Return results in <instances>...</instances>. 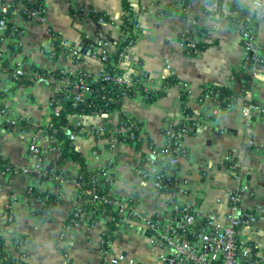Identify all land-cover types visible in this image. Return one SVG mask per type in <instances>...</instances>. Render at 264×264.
Listing matches in <instances>:
<instances>
[{"label": "crops", "instance_id": "crops-1", "mask_svg": "<svg viewBox=\"0 0 264 264\" xmlns=\"http://www.w3.org/2000/svg\"><path fill=\"white\" fill-rule=\"evenodd\" d=\"M22 1L31 5L39 2L46 23H33L22 16L10 19L23 34L18 53L6 55L5 65L0 66V159L13 169L28 168L27 143L33 136L42 157L40 169L48 177L41 181L32 173L3 174L0 166V225L7 207L13 219L4 243L9 257L26 264H106L110 258L122 255L133 264H161L159 256L163 251L153 242L155 233L146 222H164L171 217V211L168 197L156 195L147 160L141 162L139 155L144 153L145 159L150 156L151 146L160 148L165 142L164 129L172 122H193L191 131L182 139L186 156L178 160L175 169L166 157L163 160L166 173L187 181L188 194L180 200L197 212V223L213 216L217 224L225 225L229 213L225 195L238 187H245L244 209L264 212V115H245L242 111L246 103L264 109V19L258 17L252 0H215L212 4L191 0L190 16L196 17L203 29L199 36L204 48L198 56L187 54L185 44L179 40L184 22L174 7L180 0H130L137 13L135 43L121 69L139 76L141 88L151 93L162 89L169 77L176 78L178 85L152 101L140 95L124 98L119 111L109 115H70L50 134L45 127L52 109L69 99L65 93L68 75L70 78L83 71L95 76L100 71L101 62L96 58L99 35H104L110 44L104 51L113 52L112 42L120 34L121 0ZM170 4L172 10L164 14ZM232 5L247 11L246 27L261 47L259 74L252 75L244 61L242 38L228 18L236 14ZM87 7L105 13L106 25L94 23L85 12L80 17L79 11ZM49 30L70 48L60 46L59 51H54L48 43ZM3 44L7 46L9 42ZM16 66L25 73L27 83L14 77ZM57 71L61 76L58 79L53 76ZM37 73L42 78L35 79ZM210 87L225 93L245 87V95L230 106L218 108L208 95L200 98ZM182 91H186L185 100L181 98ZM182 105L191 111V116L185 117ZM115 113L121 115L120 119ZM122 118L140 125L138 150L135 142L116 140L114 135L120 130ZM73 123H79L85 131L105 126L115 132L95 136L76 131L71 141L68 133ZM62 137L81 154L87 171L109 172L110 199L131 207V217L114 232L106 255L100 245L107 221L104 215L95 216L98 220L89 226L91 214L83 213L66 235L68 242L57 243L64 224L81 205L76 183L79 165L70 159L62 160ZM234 164L238 167L236 177L231 174ZM29 188L32 193H28ZM35 191L53 195L52 203L47 206V198L38 197ZM238 239L264 249V217L252 227L240 228Z\"/></svg>", "mask_w": 264, "mask_h": 264}, {"label": "built area", "instance_id": "built-area-1", "mask_svg": "<svg viewBox=\"0 0 264 264\" xmlns=\"http://www.w3.org/2000/svg\"><path fill=\"white\" fill-rule=\"evenodd\" d=\"M73 1V0H70ZM254 7L256 8L259 18L264 19V0H252ZM30 4L23 2L22 0H0V66L5 60L6 55H11V50L8 46H4V42L14 43L16 46L21 45L20 36L23 34L22 30L15 31L17 36H5L1 38L4 30L6 29V15L9 14L11 18L15 16H23L28 21L45 24L46 18L42 12V6H28ZM183 3L180 1L175 5L176 13H182ZM87 11V12H86ZM89 15L88 10L79 11V15L82 13ZM174 12V11H173ZM134 24L135 20H131ZM185 33H193L194 35L189 38L185 44V51L187 54L198 56L200 54L197 49V44L200 42V36L196 34L199 25L197 19L189 16L187 20L183 21ZM99 26L106 25L107 21L103 17H99L97 21ZM248 24L247 18L240 21L238 24H232L236 31H239L242 38L244 61L248 63L249 72L252 75L260 73L258 53L261 47L257 45L254 34L246 26ZM134 24V28H135ZM49 32L48 43L51 44V40L54 39L55 33L51 30ZM135 38L130 39L125 49V54L122 56V62L126 61L127 52L133 47ZM109 44L106 41L104 35H99L97 39V46L99 47V55L96 57L101 62V68L98 72V76H103V81H114L117 85L122 86L125 89L135 88L140 86V77L129 73V71L122 70L120 73H116L110 76L105 72V56L107 53L104 48ZM62 48H70L66 41H61ZM73 54L76 55L74 51ZM128 65L131 64L128 62ZM14 77L20 79H26L25 73L17 66L13 68ZM62 75L65 72L61 71ZM133 76H137L138 80H134ZM42 78L41 75L36 74L35 79ZM141 88V86H140ZM143 89V88H142ZM138 89L136 90V92ZM66 96L72 101L73 106L83 104L87 98L93 95V90L87 82L86 75L79 76L75 83H68L65 90ZM218 95L215 94L213 101L216 104ZM60 106L57 105L52 109V114L58 116ZM242 111L245 115L253 113L255 115H264V109L252 105L251 103L244 104ZM182 113H184L182 111ZM185 117L188 115L184 114ZM52 127L51 123H46V126ZM191 126L188 121L172 122L169 123L164 129V144L160 147L159 152L153 150L150 151L149 159L147 160L148 172L153 177V187L156 195H165L168 197L167 206L170 208L171 214L168 220L159 222L157 220H150L146 222V225L155 233L154 243L161 248L163 253L160 254L159 260L161 264H264V249L258 250L255 248V255H253L252 248L248 243H244L238 239V230L242 227H252L257 224L258 220L263 219L264 212L248 211L243 208L242 205V193L245 187L237 188L232 191H228L225 195V199L228 203L229 213L226 217V224L220 226L217 224V218L213 216H207L202 223H197V212L192 209V206L181 202L180 197H184L188 194L187 181L185 179L178 178L177 176L168 173H162L164 171L160 164L154 162V158H167L168 164L172 169L178 164V160L186 155V149L182 144V139L191 131ZM129 128H121L118 133L123 134L126 141L135 142L136 138L133 133L127 134L126 131ZM76 131L85 132L89 135H112L115 130L109 127L101 126L85 131L81 128L79 123H73L71 130H69L68 136L72 141L75 138ZM250 146V145H249ZM28 157L30 160V166L23 170L13 169L6 163L2 164V173H32L39 179L47 178V175L40 169L42 157L37 145L35 137H31L27 143ZM1 160V159H0ZM237 164L233 165L231 174L237 176ZM169 176L170 184H173V191L170 192L168 184L163 183V175ZM98 179L104 178V182L110 183V174L106 170H101L98 173ZM77 183V182H76ZM97 187H102L103 184H96ZM79 187V185H78ZM165 191V192H163ZM28 193H32V188L28 189ZM93 199L98 202H111L112 207L118 212L121 217V221L124 224L132 215L131 207L128 203H122L109 198L108 194L101 197L93 195ZM6 215L2 224L0 225V236H6L11 229L13 223L10 207L6 209ZM84 212L78 209L72 215L70 221H67L60 234L58 235L57 243L64 244L68 242L66 236L71 229L78 223L76 219H81V215ZM88 213V212H87ZM86 213V214H87ZM102 243V242H101ZM108 254L105 252L104 255ZM7 259V258H6ZM11 260L13 258L10 257ZM126 262L127 264H133V261H126L122 255L110 258L106 264H120Z\"/></svg>", "mask_w": 264, "mask_h": 264}, {"label": "trees", "instance_id": "trees-1", "mask_svg": "<svg viewBox=\"0 0 264 264\" xmlns=\"http://www.w3.org/2000/svg\"><path fill=\"white\" fill-rule=\"evenodd\" d=\"M183 3L182 7V13L181 18L182 20H187L192 12V4L191 0H180ZM215 0H207L208 4H212ZM218 2H221V0H217ZM25 2V1H23ZM27 3V2H25ZM29 4V3H28ZM41 5L39 2H36L33 5H28L30 7L39 6ZM173 4H170L165 10H163V13H169L170 10H172ZM121 8H122V17H121V23L119 25V31L120 34L118 35V38L112 42L113 45V52L110 54H107L105 56L104 62L105 67L104 70L107 72L110 76L120 73L122 71L120 62L122 61V56L125 54V49L127 48L128 42L130 39H134L135 35L133 33L134 24L131 20H135L137 13L134 11L132 4L130 0H121ZM233 11L236 10L235 15L229 14L228 18L229 21L232 24H238L240 21L244 20L247 15L246 10L237 9L232 5ZM86 10L89 11L88 17L96 24L99 17H103L105 21L108 22V17L105 13H102L100 11H96L93 7H87ZM6 29L4 30L3 34L1 35V38L5 36H17L15 31L20 30L19 28L14 27L11 22V16L7 14L6 16ZM23 17V16H22ZM80 17H82L80 15ZM25 18V17H24ZM196 19V17H193ZM52 31V30H51ZM203 29H198L196 34L199 36L201 35ZM53 32V31H52ZM55 33V32H54ZM194 34L193 33H185L184 27L179 32V40L183 41L184 44H186ZM54 51H59L60 45H61V38L57 33H55V37L53 40H51V44ZM8 48L11 50L12 54L18 53L20 50V46H16L14 43H9ZM204 48V45L202 42H199L197 44V49L199 52H201ZM102 55H99L97 57H101ZM3 66L5 65V61L1 63ZM248 64V63H246ZM1 65V66H2ZM247 65H245L246 67ZM43 74L42 72H40ZM86 75L87 82L89 83V86L93 90V95L90 98H87L83 104L73 106V103L71 100H67L66 102H62L60 106V111L58 116H54L53 114H50L49 116V123L52 124V127H49L47 125L45 127L46 133L50 134L51 131L54 128H57L58 126H62L65 124V120L70 115H98V116H104L109 115L111 113H114L116 111H119L120 109V103L122 99L124 98H134L137 95H140L145 99L146 101H152L156 97L162 96L168 88L172 87L173 85H178V80L174 77H169L165 79L164 86L162 89H160L157 92H148L144 88H140V86H136L135 88L125 89L122 86L117 85L114 81H103V76L98 75H89L83 71L77 73L74 76L68 75V79L70 83H75L79 76ZM54 78L58 79L61 77L57 72L53 73ZM134 80H138L137 76H133ZM244 80L247 82L248 75H244ZM20 81H23V83H27V79H20ZM68 82V83H69ZM67 88V87H66ZM138 91L136 92V90ZM206 92L201 95V99H204L205 95H208L211 99H213L214 95L217 94L218 97L216 99L217 103L216 106L218 108L221 107H227L232 104H234L240 97L245 95V87L242 88L239 92H229L225 93V91L222 92V90L218 87H210L205 90ZM186 91H182L183 100H185ZM214 100V99H213ZM182 111L186 115L191 116V111L185 106L182 105ZM188 124L191 126L193 122L191 120L188 121ZM139 127L140 125L133 120L129 118H122V121L120 122L119 129L121 128H129V130L126 131L127 134L133 133L136 141H135V147L136 150L140 147V139H139ZM71 130V128H70ZM116 140L123 141L126 140L123 134L116 133L115 135ZM60 155L62 160L70 159L72 161H75L79 165V171L76 177V182L79 185V194H80V200L81 205L77 209H75L71 216L68 218L67 221H70L72 215L75 211L78 209H81L84 213H90V217L88 218L87 222L89 226H93L94 223L98 220L95 218L97 215H104L107 217L106 221V228L104 232L102 233L101 238V249L103 254L105 252H109L110 248V242L112 239V236L114 232L123 225L121 221V217L118 214V212L112 207L111 202H98L93 199V195H97L99 197L103 195H107L109 193V187L110 184L108 182H104V178L98 179V172L91 173L87 171L84 164V159L81 156V154L76 151L72 145L64 138L62 137L60 139ZM128 142V141H127ZM151 150L155 152H159L161 148H155L154 146L150 147ZM144 154V153H143ZM142 153L139 155L140 161L144 162L145 160H148L149 157H144ZM145 155V154H144ZM146 156V155H145ZM186 156V155H185ZM184 156V157H185ZM154 162L161 165L162 169L164 170V160L158 157L154 158ZM4 161L0 160V166L2 167V164ZM143 167V165H142ZM165 173V171H162V173ZM151 176V175H150ZM48 177V176H47ZM152 177V176H151ZM163 183L168 184V189L170 192H172L173 184H170L169 182V176L163 175ZM47 180V178L41 179V181ZM103 184L102 187H97L96 184ZM165 192V191H163ZM38 197H46V204L47 206L52 203L54 196L49 195L46 192H34ZM110 198V197H109ZM193 209V208H192ZM76 222L79 223L80 219H76ZM4 243H5V236H0V264H26L25 262L21 261L20 259L14 258L13 260L10 259L9 255L4 251ZM252 248L253 255H255V248L253 247V244H248ZM7 258V259H6Z\"/></svg>", "mask_w": 264, "mask_h": 264}, {"label": "water", "instance_id": "water-1", "mask_svg": "<svg viewBox=\"0 0 264 264\" xmlns=\"http://www.w3.org/2000/svg\"><path fill=\"white\" fill-rule=\"evenodd\" d=\"M115 116L120 119L121 115L119 113H115Z\"/></svg>", "mask_w": 264, "mask_h": 264}]
</instances>
